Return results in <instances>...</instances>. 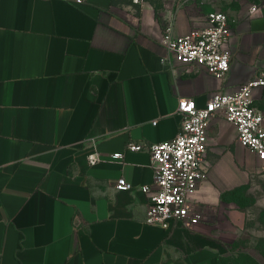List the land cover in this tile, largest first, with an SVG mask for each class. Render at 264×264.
I'll return each mask as SVG.
<instances>
[{
  "label": "crops",
  "instance_id": "1",
  "mask_svg": "<svg viewBox=\"0 0 264 264\" xmlns=\"http://www.w3.org/2000/svg\"><path fill=\"white\" fill-rule=\"evenodd\" d=\"M195 4L0 0V264H224L244 220L234 195L260 163L237 125L210 121L207 176L190 195L203 218L192 227L146 221L142 186L155 168L148 151L126 149L174 139L181 98L204 106L264 69V0L228 14L225 78L177 62L164 27L206 26ZM254 103L264 113V90ZM121 177L133 189H117Z\"/></svg>",
  "mask_w": 264,
  "mask_h": 264
},
{
  "label": "built area",
  "instance_id": "2",
  "mask_svg": "<svg viewBox=\"0 0 264 264\" xmlns=\"http://www.w3.org/2000/svg\"><path fill=\"white\" fill-rule=\"evenodd\" d=\"M68 1L81 4L86 0ZM207 21L206 26L193 28L182 35H176L172 22H169L164 27L161 43L177 62L205 68L213 76L223 79L229 73L232 61L230 16L215 10L208 13ZM257 89L264 90V69L233 91L213 92L204 106H199L194 98H181L178 106L180 130L174 139L130 141L127 144V150L148 151L155 168L154 182L142 186V190L149 194L148 223L169 228L175 220L192 227L202 220L203 211L191 203L190 195L207 176L203 161L208 147V127L215 116L222 115L234 122L240 143L264 163V113L254 103ZM123 156L124 152L113 155L121 160ZM89 158L92 163L98 160L96 154ZM116 187L131 190L133 184L121 177Z\"/></svg>",
  "mask_w": 264,
  "mask_h": 264
},
{
  "label": "rangeland",
  "instance_id": "3",
  "mask_svg": "<svg viewBox=\"0 0 264 264\" xmlns=\"http://www.w3.org/2000/svg\"><path fill=\"white\" fill-rule=\"evenodd\" d=\"M129 1V0H123ZM133 1V0H131ZM139 1V0H135ZM162 2L163 0H152ZM183 4L196 3L201 10L209 13L221 10L230 14L244 4L257 3L259 0H176ZM236 208L244 214L233 239L226 243L227 254L224 264H264V163L252 175L250 185L238 190L235 195Z\"/></svg>",
  "mask_w": 264,
  "mask_h": 264
},
{
  "label": "trees",
  "instance_id": "4",
  "mask_svg": "<svg viewBox=\"0 0 264 264\" xmlns=\"http://www.w3.org/2000/svg\"><path fill=\"white\" fill-rule=\"evenodd\" d=\"M243 188H245V187H243ZM243 188H242V189H243Z\"/></svg>",
  "mask_w": 264,
  "mask_h": 264
}]
</instances>
